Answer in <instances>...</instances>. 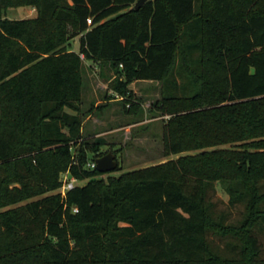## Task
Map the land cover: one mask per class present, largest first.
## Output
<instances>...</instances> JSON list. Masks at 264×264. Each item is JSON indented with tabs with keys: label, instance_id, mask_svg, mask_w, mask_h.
<instances>
[{
	"label": "trees",
	"instance_id": "trees-1",
	"mask_svg": "<svg viewBox=\"0 0 264 264\" xmlns=\"http://www.w3.org/2000/svg\"><path fill=\"white\" fill-rule=\"evenodd\" d=\"M136 1L0 0V264H264V0ZM21 4L37 17L4 18ZM83 61L123 97L159 82L178 159L87 167L105 154L82 137Z\"/></svg>",
	"mask_w": 264,
	"mask_h": 264
},
{
	"label": "rangeland",
	"instance_id": "rangeland-1",
	"mask_svg": "<svg viewBox=\"0 0 264 264\" xmlns=\"http://www.w3.org/2000/svg\"><path fill=\"white\" fill-rule=\"evenodd\" d=\"M37 15V9L26 4L8 7L4 11V18L10 20L33 19ZM67 32L66 49L77 52L80 34L76 33L69 25ZM83 62L85 63V61ZM82 73L81 107L83 121L95 108L99 114L101 109L111 105L109 104L111 100L118 103V111H116L117 114L114 118V128L116 129L114 136L105 133L109 126L107 127L103 123H100L95 129V132L102 133L98 137L89 136L91 128L88 126H85L84 131H82L84 141L89 143L98 141L102 153L106 155L112 152L116 156L118 167L115 171L105 173L101 177L105 182L109 181V177L131 174L180 157L167 155L164 150V127L171 115L166 114L162 109V93L159 82L150 80L132 82L128 85L131 96L121 98V95L112 88L118 76L111 64L102 65L98 72L95 68L84 66ZM98 101L101 102L96 107ZM124 101H126L125 106L122 104ZM132 104L135 107L130 108ZM79 183L82 184V181ZM212 197L218 205V211H230L229 222L237 223L239 221L242 208L229 209L228 197L220 188H216ZM220 245L222 246V244Z\"/></svg>",
	"mask_w": 264,
	"mask_h": 264
},
{
	"label": "crops",
	"instance_id": "crops-1",
	"mask_svg": "<svg viewBox=\"0 0 264 264\" xmlns=\"http://www.w3.org/2000/svg\"><path fill=\"white\" fill-rule=\"evenodd\" d=\"M107 64V63H101V62H96V61H85V63L83 64V67H89V68H95L98 72V70H101L102 65ZM99 67V68H98ZM135 83L137 81H134ZM95 90V89H94ZM101 101L97 102L96 107L99 106V103ZM109 104H111L110 106L104 107V109H101V111L97 112L96 108L94 109V111L92 113H90L85 120L83 121L82 124V131H84L85 126L90 127L91 129L89 130V136H100L102 133L97 131L95 132V129L99 126L100 123L106 124V126L109 128L107 132V134H113L114 136V132L116 131V129L114 128V118L116 116V111H118L117 106L118 103L115 100H111V102H109ZM97 112V114H96Z\"/></svg>",
	"mask_w": 264,
	"mask_h": 264
},
{
	"label": "water",
	"instance_id": "water-1",
	"mask_svg": "<svg viewBox=\"0 0 264 264\" xmlns=\"http://www.w3.org/2000/svg\"><path fill=\"white\" fill-rule=\"evenodd\" d=\"M148 0H137L134 9H140ZM96 170L100 173H109L115 171L118 167L116 156L109 152L106 155L99 157L95 160Z\"/></svg>",
	"mask_w": 264,
	"mask_h": 264
},
{
	"label": "built area",
	"instance_id": "built-area-1",
	"mask_svg": "<svg viewBox=\"0 0 264 264\" xmlns=\"http://www.w3.org/2000/svg\"><path fill=\"white\" fill-rule=\"evenodd\" d=\"M87 23L90 25L92 23L91 19H88L87 20ZM83 58V56H82ZM121 98H124L123 96H121ZM87 167L91 168V169H96V162L95 161H90L87 165ZM62 187L60 188V194L62 197H65L66 194L74 189L75 187L79 186V185H82L80 184L79 180L75 179L74 177H72L69 173V171L63 173L62 175ZM78 210L76 208H74V212H77Z\"/></svg>",
	"mask_w": 264,
	"mask_h": 264
}]
</instances>
